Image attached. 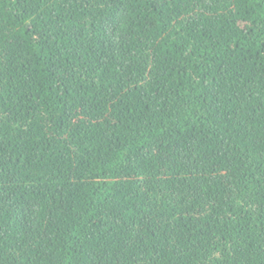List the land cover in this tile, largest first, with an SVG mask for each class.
<instances>
[{
  "label": "trees",
  "instance_id": "trees-1",
  "mask_svg": "<svg viewBox=\"0 0 264 264\" xmlns=\"http://www.w3.org/2000/svg\"><path fill=\"white\" fill-rule=\"evenodd\" d=\"M0 264H264V0H0Z\"/></svg>",
  "mask_w": 264,
  "mask_h": 264
}]
</instances>
